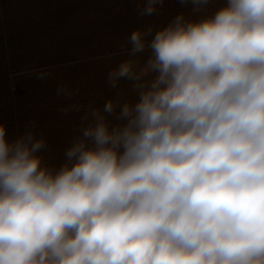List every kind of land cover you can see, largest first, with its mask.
<instances>
[{
	"label": "clouds",
	"instance_id": "9594fccd",
	"mask_svg": "<svg viewBox=\"0 0 264 264\" xmlns=\"http://www.w3.org/2000/svg\"><path fill=\"white\" fill-rule=\"evenodd\" d=\"M148 46L158 75L127 125L87 127L71 167L53 175L42 140L10 145L0 125V264H264V0L177 17Z\"/></svg>",
	"mask_w": 264,
	"mask_h": 264
},
{
	"label": "rangeland",
	"instance_id": "374dc122",
	"mask_svg": "<svg viewBox=\"0 0 264 264\" xmlns=\"http://www.w3.org/2000/svg\"><path fill=\"white\" fill-rule=\"evenodd\" d=\"M228 0H162L142 15L148 0H0V125L11 145L31 136L44 146L34 155L53 175L71 167L66 153L101 119L122 129L125 104L133 107L158 73L143 72L156 32L177 17L185 23L211 18ZM141 32L145 49L132 52ZM130 63L138 79L109 74ZM111 101L113 110L106 112ZM86 146L94 148L91 138ZM120 152L123 151L121 148Z\"/></svg>",
	"mask_w": 264,
	"mask_h": 264
}]
</instances>
